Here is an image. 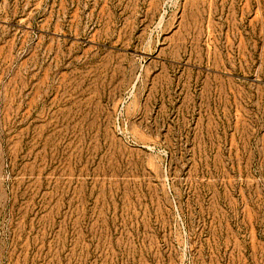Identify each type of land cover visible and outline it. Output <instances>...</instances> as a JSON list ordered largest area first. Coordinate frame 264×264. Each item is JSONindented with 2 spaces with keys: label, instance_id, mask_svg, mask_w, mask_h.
Segmentation results:
<instances>
[{
  "label": "rangeland",
  "instance_id": "1",
  "mask_svg": "<svg viewBox=\"0 0 264 264\" xmlns=\"http://www.w3.org/2000/svg\"><path fill=\"white\" fill-rule=\"evenodd\" d=\"M0 264H264V0H0Z\"/></svg>",
  "mask_w": 264,
  "mask_h": 264
}]
</instances>
